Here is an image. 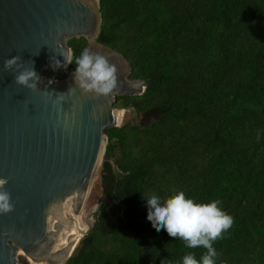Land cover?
Masks as SVG:
<instances>
[{"label": "trees", "instance_id": "obj_1", "mask_svg": "<svg viewBox=\"0 0 264 264\" xmlns=\"http://www.w3.org/2000/svg\"><path fill=\"white\" fill-rule=\"evenodd\" d=\"M98 6L95 40L127 60L129 78L146 83L140 95H116L114 106L133 105L147 120L105 130L96 183L112 205L99 206L63 264H182L188 252L199 260L203 248H186L147 219L146 198L177 191L198 203L219 200L233 218L214 242L215 264H264V0ZM67 45L74 62L86 41Z\"/></svg>", "mask_w": 264, "mask_h": 264}, {"label": "water", "instance_id": "obj_2", "mask_svg": "<svg viewBox=\"0 0 264 264\" xmlns=\"http://www.w3.org/2000/svg\"><path fill=\"white\" fill-rule=\"evenodd\" d=\"M99 26L98 0H0V179L13 206L0 213V264H19L20 256L26 264H63L77 232L88 233L102 203L112 205L102 193L83 210L105 130L119 126L125 111L132 112L133 125L138 119L133 105L115 107V96L140 95L146 83L129 78L127 60L95 40ZM72 37H83L87 48L116 66L113 92L84 93L74 69L59 80L43 78L57 60L65 63ZM14 56L25 67L33 62L41 77L35 90L15 83L17 73L4 69ZM61 93L65 100L57 101Z\"/></svg>", "mask_w": 264, "mask_h": 264}, {"label": "clouds", "instance_id": "obj_3", "mask_svg": "<svg viewBox=\"0 0 264 264\" xmlns=\"http://www.w3.org/2000/svg\"><path fill=\"white\" fill-rule=\"evenodd\" d=\"M63 56L65 63L61 65L57 60L56 67L53 68L66 69L68 64L74 63L75 69L72 75L76 86L84 93L106 96L117 88V68L106 56L94 53L87 47L81 51L74 62L71 54ZM4 69L16 72L14 82L30 90H35L41 80L34 70L33 62L31 67H25L19 56L4 61ZM49 83L52 81L49 80ZM72 91L73 88L70 87L68 94ZM56 100L64 101L65 94L57 95ZM5 183L4 179H0V213H8L13 208L10 203V194L2 191ZM146 201L147 219L157 232L164 229L170 237L182 240L186 248L205 250L199 260L194 252L186 253L182 257V264H215L218 253L213 246L214 242L222 238V233L233 224V218L222 210L219 200L198 203L187 198L183 191H177L163 200L157 195H152L146 198ZM161 264H167V260L162 261Z\"/></svg>", "mask_w": 264, "mask_h": 264}, {"label": "rangeland", "instance_id": "obj_4", "mask_svg": "<svg viewBox=\"0 0 264 264\" xmlns=\"http://www.w3.org/2000/svg\"><path fill=\"white\" fill-rule=\"evenodd\" d=\"M132 117H133V115H132V112L131 111H125L124 113H123V116H122V119H121V122H120V124L122 123V122H124V121H126V120H129V121H131L132 120ZM152 116H150L148 119L149 120H152ZM146 120H147V118H145L144 116H138V119H137V123L138 124H143V123H145L146 122ZM111 164H112V166H114V164H113V162L111 161ZM99 169V168H98ZM97 179H98V170H97V173H96V175H95V178H94V180H93V182H92V184H91V187H90V190H89V193H88V195H87V198H86V201H85V205H84V208H83V210H84V213H85V211L90 207V206H92L96 201H97V199L102 195V191H101V188L97 185ZM21 257V256H20ZM18 263L20 264V262H19V258H18Z\"/></svg>", "mask_w": 264, "mask_h": 264}, {"label": "bare ground", "instance_id": "obj_5", "mask_svg": "<svg viewBox=\"0 0 264 264\" xmlns=\"http://www.w3.org/2000/svg\"><path fill=\"white\" fill-rule=\"evenodd\" d=\"M120 113H121V110L118 111L119 116H120ZM85 229H86V228H85ZM85 229L80 230V231L77 232L76 237H75V239H74V242H73L71 248H72L73 245L76 243V241L79 239V237L81 236L82 232H83ZM71 248H70V250H71ZM70 250H69V252H70ZM69 252H68V253H69ZM68 253H67V254H68Z\"/></svg>", "mask_w": 264, "mask_h": 264}]
</instances>
